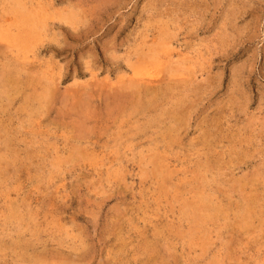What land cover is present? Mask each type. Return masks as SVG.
Masks as SVG:
<instances>
[{"label": "rangeland", "instance_id": "1", "mask_svg": "<svg viewBox=\"0 0 264 264\" xmlns=\"http://www.w3.org/2000/svg\"><path fill=\"white\" fill-rule=\"evenodd\" d=\"M0 264H264V0H0Z\"/></svg>", "mask_w": 264, "mask_h": 264}]
</instances>
